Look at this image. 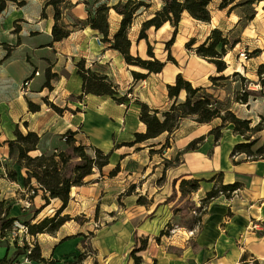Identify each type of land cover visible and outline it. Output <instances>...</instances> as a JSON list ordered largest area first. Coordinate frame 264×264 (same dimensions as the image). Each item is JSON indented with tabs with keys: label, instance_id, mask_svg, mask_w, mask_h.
Segmentation results:
<instances>
[{
	"label": "crops",
	"instance_id": "crops-1",
	"mask_svg": "<svg viewBox=\"0 0 264 264\" xmlns=\"http://www.w3.org/2000/svg\"><path fill=\"white\" fill-rule=\"evenodd\" d=\"M17 1H23V4L19 9L13 10L12 3L16 2L9 1L8 7L4 11L6 12L9 9V15H11V20L9 22L11 24V26H9V47H11V52L9 56H7L8 51L6 49V52L2 53L0 56V158L4 163L9 160V145L7 140L11 139L9 138L10 127L13 134L16 128H19L23 132H26L27 130L36 131L42 138V134L49 131H55L61 136V134L69 129L79 130L81 134H87L86 136L89 137L88 143H92L102 149H104V144L102 142L110 139L112 141V146L108 151L113 149V154L110 163L105 166L104 169L113 164L111 162L112 158L120 151V160L117 162L120 163V171L110 178H107V175H102L101 173L100 177H96V172L87 176L85 184L73 187L70 202L74 196L73 191L77 189V191L81 192L83 196H88V194H90L89 196L98 199V201H101L108 208L111 207L109 212H117V214H120L119 209H112H114L115 199H117L119 194L125 191V185L123 182L125 177L121 181L114 180L115 177H118L119 174L123 172L125 164L135 158L137 152H141L143 156H146L147 158L144 159L143 164H141V169L145 173L143 175V180L146 179L144 181L146 183L149 180V177L154 174L152 170L150 171L148 163L153 160L156 153H151V149H156V146L158 145L161 146V144H158L159 142H155V139H158L160 136L146 142L137 143L134 146L121 145L122 143L131 140L118 141L113 139L114 134L118 135L119 133L124 135L125 131L129 128L135 130V132H144L146 130V125L140 120L138 115L137 122L142 123L144 129L137 130L136 123L133 127H129L130 120L127 118L128 116L123 118L124 113L121 115L123 107H125V109L129 107L127 104L129 101L124 104H119L108 95L101 96L89 93L84 94L82 98H79L85 100V102H88L87 98H89L91 102H94L95 104L98 103V111L96 113H91V115H98L101 111L103 112L102 115H105L107 120V113L113 111L112 104L105 100L104 103H101L98 100L103 97H110L118 107L116 112L118 117L114 121H108L115 124L120 123L121 129L119 131L114 130L109 136L101 137L95 133L96 128L94 126H89L87 124V120H85L86 122L82 118L78 120L79 111L74 112L71 115L72 118H68L65 108L62 106L63 104L58 102V100L73 91H79V96L83 94V79L78 74L77 63L81 59H84L87 67L95 72L108 76V78L117 86L119 92L127 85L129 90H135V94L137 95L135 96V101L136 99H142L141 101L148 103L150 107L159 109L160 111L168 109L174 101V98L172 99L168 94V84H173L171 81L173 79L176 80V76L179 72H181L186 79L190 80L194 86H204L207 91H215L217 95L214 94V96L218 99H222L225 93L230 97V93L227 92L225 87H217L213 85V88H211L209 78L210 76L216 75L213 73V68L209 69V72L203 71L201 75L196 76L188 69L178 67L174 76L168 81L163 82V80L158 78L157 75L164 72L167 65L166 63L162 72L151 73L145 79L136 80L132 71H142L141 68L128 64L119 51L111 48L110 42L101 41L102 35L97 30L92 29L89 25H81L80 29H73V22L70 19L72 14L78 15L83 21L88 18L87 8L85 9V7H83V5L87 6L86 0H70L64 8L62 20L68 25L71 33L67 38L60 41L53 40L52 28L54 25V9L52 6L45 7L47 0H35L36 2L32 5H29L27 0ZM233 4L227 8L219 9L221 12L224 10L227 11V19L223 22V26H219L218 28L222 31H224L223 27H227L228 30L237 27L242 28L241 35L238 36L239 41L234 47H232L233 50H236L242 42L251 44V49H259L261 51L263 58L260 63L264 64V0L249 5L253 9L250 14L252 17L247 20V23L243 27L241 24L243 17L240 13H237L239 7L242 6H237L230 11V7ZM26 5L29 6L28 9ZM44 8L46 11V17L42 16ZM113 12L119 17L114 29L110 21ZM233 17H236L237 19L233 20ZM121 18L122 16L114 9L110 10L109 22L111 36L118 29ZM13 23H19L21 26L13 30ZM88 33L94 35L95 38H90L87 35ZM131 40V52L134 55L139 54L142 56L139 52H133L134 40L132 38ZM142 40L139 41L137 37L136 44H140ZM19 50H22V52L17 54ZM70 60H74V62L69 64ZM209 63L215 66V64L211 62ZM62 67L66 69L68 67L70 68V75L67 79L65 77V79L68 83L72 81L74 86V89L72 90L71 88L73 87H71L70 84L69 88H67V86L63 87V85H59L61 82L60 76L63 77L61 71L64 68ZM229 67L230 65L228 64L227 69H229ZM36 70H39V75H33ZM218 73L219 72H217V74ZM58 74L60 75L59 77ZM257 75L259 76L258 72ZM30 77L31 83L35 86L42 84V87L38 91L34 88L31 93L40 95L43 100L47 101L51 99L52 95L54 96L53 98L58 96L54 100L57 104L54 102L53 104L64 109L62 114L57 112V116L48 113L47 116L51 118V121L42 133L40 132L38 125H34V122L42 118V113L44 112L43 106L40 102H35L36 98L29 93L25 95L21 93L23 82ZM152 78H158L157 80H159V84L153 89L156 90L155 92L160 90V96L152 94L149 98L143 97L136 87L140 82L153 81ZM160 84L161 87H159ZM128 87H125V89ZM29 101L40 104L41 109L36 112L31 111L29 108ZM64 103H66V100ZM250 106L256 116L264 114V93L255 100L253 99ZM85 114L88 115V112ZM76 116L77 118L73 119V117ZM88 116H86V118ZM247 117L254 119L255 115L251 114ZM22 123L25 125L23 128ZM87 127L93 131L92 133L95 136L101 138V144L90 140L89 134L83 130ZM180 128L177 130H180ZM206 134L198 132H183L182 136H185V138H182L179 144L176 145V143H173L172 146L165 149L163 157L171 159L172 156H176L179 151L183 150L192 139ZM176 140L178 141V138H176ZM239 141L241 140L237 135L233 133L230 136L228 133L225 134L224 131V136L219 144L214 143V137L209 135L207 136L205 143L199 149L185 152L183 154L184 158L181 160L182 163L177 166L175 172L172 170V182L162 186L157 185L156 188L149 190L148 198L150 202L147 205L149 209H147L145 203H138L141 192L129 195V197H131L129 200L130 205L128 209L123 210V214H127L128 217L120 220L115 218L112 223L108 222L109 224L106 227L98 229L95 232L96 238L100 231L104 229L109 230L104 235L107 240V243H105L104 246L96 244V241L94 242L99 256L96 264H134V259L131 257L130 252L135 246H137V239H147L146 248L138 252V255L143 257V264H247L249 262L248 259L243 260L245 254H247V256L251 254L254 256L253 258L255 260H258V258L264 259V158L249 160L246 154H240L234 158L231 157L230 153L232 148ZM151 144L157 145L152 146ZM126 147L131 149L124 150L127 149ZM37 152L41 151L38 150ZM124 160L126 161L125 164L123 162ZM116 165L111 166V170ZM3 168L4 172L0 173V179L7 180L5 167L3 166ZM137 170L138 167L129 170L125 176L132 177L137 173ZM169 170L170 169L168 168L164 169L163 175H165V173L167 175L170 174ZM219 171L224 172L225 183L240 182L242 184L241 188L235 191L230 198L221 195L210 202L202 217L201 228L200 226H198V228L184 227L186 229L185 232H180V230L177 229L170 236L164 235V226L167 225L169 221L173 220V211L170 207L175 203V200L169 199L173 193V180L175 178L182 179L184 177L210 179ZM104 178H107V180ZM181 179H179V181H181ZM13 182L17 183V181ZM19 182L21 183L20 180ZM19 185L21 187L19 186V188H16V195H22L25 192L23 188L24 183L23 186L21 184ZM213 185L214 182L202 181L201 188L197 193L194 192L193 195L196 193V195H201L200 199H203L206 196L207 191H209ZM147 191V189L142 190V192L146 193ZM81 194H78V196ZM28 196L29 194L26 193L24 194V197L18 198V196H15L14 199L13 197H9L8 199L7 197H3V194H0V200L5 199L7 203L11 205V215L17 217H19L20 213L29 212V209L32 208V206L35 210L40 209L41 211L38 213L40 214L45 208L52 204V201H60L59 199H53L49 205L42 208L45 203L43 198L41 199L44 203L37 205L40 195L35 196L33 199H29ZM192 198L194 199L195 197ZM68 206L66 208H68ZM152 206L153 209L156 208L157 211L155 212L154 218L150 220L148 214L153 210L150 209ZM58 208H56L53 213H55ZM143 208L146 210L143 211ZM140 212L142 213V217L137 218L136 214ZM170 213H172V215ZM32 221L34 222L35 219ZM259 221L261 222L259 223L261 228H263L261 230L255 229L252 226L253 222L258 223ZM222 225L224 226V229L220 227ZM65 226L66 223H64L54 235H51L55 238L53 242L48 238H44L45 246L50 248V251L48 250L47 254L42 250V256L44 258L58 259L60 261L70 259L69 256H61L59 259L56 256V249L64 242H61L64 237L72 236L71 239H74L75 235L85 234V232L83 230H79L76 234L66 232L64 229ZM44 234L47 233H39L37 236L25 235L23 237H25V240L30 244L34 239L35 241H41L40 237ZM9 241L11 244H7V246L12 244L20 246L18 241L17 243H15V241ZM3 244L4 242H0V247H2ZM40 245L42 246L41 243ZM80 247L81 241L76 242V249L75 252H73V255L70 256L71 258L77 254Z\"/></svg>",
	"mask_w": 264,
	"mask_h": 264
},
{
	"label": "trees",
	"instance_id": "trees-1",
	"mask_svg": "<svg viewBox=\"0 0 264 264\" xmlns=\"http://www.w3.org/2000/svg\"><path fill=\"white\" fill-rule=\"evenodd\" d=\"M9 1L17 0H0V15L8 7ZM70 0H47L45 7L52 6L54 9V25L52 28V35L54 41H60L67 38L71 30L68 25L62 20L64 8ZM214 0H163L160 9L156 10L152 17L148 18L142 23L138 40L145 39L148 44L147 54L149 58H143L139 54L134 55L131 52L132 40L129 36L130 29L138 16L141 9L150 8L151 4L145 0H92L86 1L88 18L82 21L83 25H89L92 29L97 30L101 35V41L110 42L111 48L119 51L125 61L134 66H138L142 71L133 70L132 74L136 80L145 79L151 73L162 72L166 62L156 57L153 47L148 39V30L154 27L161 28L165 23L170 22L175 28L178 27L182 15L187 12L192 18L202 21L210 22L212 20L211 3ZM263 0H220L218 8L224 9L230 7V11L237 6H249L253 3ZM114 9L122 16L118 29L111 36L109 13ZM46 17L45 8L42 13ZM252 15H250V18ZM176 30L175 33L176 34ZM175 37L168 41V45L174 43ZM238 39L231 43L230 38L224 34L220 28L216 27L208 35L206 40L199 44L195 51L198 56L207 59L209 62L215 64L219 73L224 72L228 68V63L224 60L227 47H234L238 43ZM196 40L192 38L188 42V46L195 44ZM7 56L11 52V47L7 48ZM260 52L255 49V53ZM169 59L176 62L174 57L169 54ZM78 74L83 79V94L93 93L96 95H108L112 97L117 103L124 104L130 100L128 94L119 96L120 92L117 86L106 75H102L87 67L85 60L81 59L77 63ZM258 74L261 81L264 80V64H260ZM235 76H239L246 81L248 78L243 76L241 72L235 71ZM35 75V73L33 74ZM230 75L211 76L210 80L213 85H220V80H226ZM27 78L26 81H30ZM48 83V81H47ZM47 85V84H46ZM185 91L186 97L180 101L179 97ZM168 94L174 101L171 106L163 111L154 109L146 102L136 99V103L141 106L139 118L146 125L144 132H135V138L131 141L122 143L121 145L134 146L137 143L146 142L148 140L157 138L164 133L169 135L174 133L185 119H193L194 121L203 123H212L216 119L221 122L212 127L206 135L191 140L183 150L179 151L176 158L178 159L187 151L197 150L204 143L207 136L212 135L216 144H219L224 136V130L229 125H233V133L244 137L245 141L238 142L234 145L232 156L246 154L249 160H258L264 158V144L253 149L256 140H251V137L264 129V115L261 120L252 125V120L238 116L230 107L223 108L220 105V99L214 97L207 92L204 86H194L193 83L186 79L180 72L176 76L173 84H168ZM255 90H246L243 93H238L236 100L247 103L250 95L257 96ZM51 106L60 114L64 109L50 103ZM29 108L36 112L41 109L40 104L29 101ZM79 130L69 129L60 136L61 147H55L52 152H37L40 149L41 135L33 130L23 132L16 128L14 131V138L7 140L9 145V156L15 158L19 167L24 170L23 183L29 191V199H33L37 195H41L45 203L42 208L49 205L53 199H59L61 206L55 211L52 216H45L42 219L33 222L37 214L41 211L36 210L31 220H24V224L28 227V233L32 236H37L39 233H50L54 235L60 227L68 220L67 215H62L63 211L69 205L71 199V191L74 186H80L86 183L87 176L95 173L97 170L103 174V169L110 163L113 149L105 151L104 149L83 141L78 138ZM160 150L151 149V153H160L162 150L170 147V136L166 138L165 142H160ZM155 146L157 144H151ZM123 157V156H122ZM0 166H4L7 170V176L13 181L18 179V171L16 169L10 170L7 163H4L0 158ZM121 169L120 163L110 170L109 175H116ZM181 178L173 180V193L169 199H173L178 194L177 182ZM202 181L214 182L213 187L207 191L206 196L202 199L207 206L210 202L221 195L230 198L232 194L239 190L242 186L240 182L225 183L224 172L219 171L215 173L210 179L204 178H182L180 182V191L187 196L197 192L201 188ZM128 192L127 194H131ZM144 198L140 197L138 203L144 204ZM206 208L204 209V213ZM203 213V214H204ZM20 218L11 215V205L5 199L0 200V242L5 238L9 239V233L14 229L15 222ZM20 222V221H19ZM72 238L66 236L61 242ZM17 243L18 238H16ZM25 247L29 249L28 257L38 262L49 264H80L84 260L85 252L76 255L74 260L65 259L60 261L58 259H46L42 256V248L36 240L32 247L25 238ZM142 244L135 246L130 255L134 259V264H143V257L138 255V252L144 250L147 246V239H141ZM247 254L243 256L246 260Z\"/></svg>",
	"mask_w": 264,
	"mask_h": 264
},
{
	"label": "rangeland",
	"instance_id": "rangeland-1",
	"mask_svg": "<svg viewBox=\"0 0 264 264\" xmlns=\"http://www.w3.org/2000/svg\"><path fill=\"white\" fill-rule=\"evenodd\" d=\"M86 1H92V0H86ZM146 2L150 3L151 6L150 8H142L141 11L139 12L138 16L136 17L132 28L130 29L129 36L134 40V49L133 52H139L143 58H149L147 54V48L148 44L145 39H143L140 44H136V38L139 35L142 23L147 20L148 18L152 17L154 12L158 9L161 8L163 4V0H145ZM220 0H214L210 8L212 10V20L210 22H202L198 21L194 18H192L188 13H184L182 15V19L179 22V25L177 28L174 27L170 22L165 23L161 28L155 29L152 27L151 29L148 30V39L150 41L151 46L153 47V50L155 52V55L157 58H159L162 61H165L167 63L164 72L160 75H157L158 78L164 81H168L170 78H172L177 70V68H185L188 69L190 72L194 73V75H201L203 71L209 72V69L213 68V73L216 74L215 76H220V75H230V78L220 80L219 84L217 87H225L227 92L230 93V97H228L225 93L223 95L222 99H220V105L223 108L230 107L238 116L242 118H248L247 116L254 114L255 118L251 119L252 120V125L254 126L261 120V116L264 114H259V116H256L255 112L251 110V102H253V99L255 100L257 97L263 95L264 93V80L261 81L260 76L257 75L258 68L260 66V61L263 58L261 51L255 53L253 55V52L255 49H251L252 46L251 44L244 43L242 42L236 50H233L231 46L227 47V52L225 53L224 60L226 63L230 65L229 69L225 70L223 73H218L217 74V69L214 65L210 64L209 61L205 58H202L198 56V54L195 51V48L203 43L208 35L212 32V30L216 27L223 26V22L227 19V11H219L218 8V2ZM23 2V1H22ZM35 0H27V3L29 5H32L35 3ZM23 4V3H22ZM21 4V5H22ZM20 4L18 3H12V9L16 10L19 9ZM27 6V5H26ZM29 6H27L28 9ZM85 9L87 6L83 5ZM253 11L252 7L250 6H242L239 7L237 10V13H240V15L243 17L242 21V27L247 23V20L250 19V14ZM71 21L73 22V29H80L82 24L83 19H80L78 15L72 14L70 16ZM236 17H233V20H236ZM11 20V15H9V9L8 11L4 12L0 16V56L2 53L6 52L5 50L9 46V26L11 24L9 23ZM19 20V19H18ZM17 20V21H18ZM119 20V17L113 12L110 21L112 24V27H116V24ZM21 26L19 23H13V30L15 28H18ZM224 28V34H226L230 40L231 43L238 39V36L241 35V29L240 27H237L232 30H228L227 27ZM176 30V34L175 33ZM90 38H95L94 35H91L90 33L87 34ZM175 37L174 43L172 45H168V41ZM194 38L196 40L195 44L188 46V42ZM22 50H19L17 54L21 53ZM169 54H171L176 62L172 61L169 59ZM246 54V55H245ZM260 55V56H259ZM77 60V59H76ZM3 61V60H2ZM74 60H70L69 64H72ZM64 68V67H62ZM255 69V70H254ZM235 71H239L242 73L243 76H246L248 80L244 81L242 80L239 76H235L233 73ZM35 75H39L40 72L39 70H36ZM180 73V72H179ZM61 77L58 74V77L60 76L61 82L59 85H63V87L67 86L69 88V84L71 87V90L74 89V86L72 84V81L70 83L67 82V78L70 75V68L68 67L67 69L64 68L61 71ZM66 77V79H65ZM211 77V76H210ZM157 78V79H158ZM153 81L151 80L150 82H140L139 85L136 87L138 92L146 98H149L152 94H156L160 96V90L158 92H155L156 90L153 89L155 86L159 84V80L156 78H152ZM210 79V78H209ZM73 80V79H72ZM55 81V80H54ZM171 82H175L173 79ZM65 84V85H64ZM209 84H211V88H213V83L211 80H209ZM42 84L35 86L34 84L31 83V80L29 81V84L24 86L22 84L21 86V93L22 94H30L31 96L36 98L35 102H40V104L43 106L44 112L42 113V118H40L38 121L34 122V125H38L40 128V132L42 133L49 125V122L51 121V118L48 117V113L56 114L57 111L51 106L50 103H56L53 98L54 96H51V99L49 101L43 100V98L40 95L33 94L31 91H33L34 88H36V91H38L42 86ZM163 86V85H162ZM125 87H128L127 85L124 86V89L120 90L119 96H122L124 94H128V97L130 98L128 104V108L125 109L123 107L122 113H124V117L128 116L129 120L133 119L136 124L137 130H142L144 129V126L142 123L137 122V118L139 115V112L141 110V106L136 103L135 101V96H137L135 93V90H129V87L125 89ZM152 87V88H151ZM161 87V84L159 85ZM48 90V89H47ZM213 90V89H212ZM246 90H255L258 94L257 96L255 95H250L248 97V102L243 103L240 101L236 100L237 94L243 93ZM211 95L214 96L216 92H211L207 91ZM79 91H73L72 93L64 96L63 98L59 99L58 102H61L63 104L62 106L65 108L66 114L68 115V118L71 117V115L74 112L79 111L78 114V120L82 118L84 121L86 120V116L90 115L91 113H96L98 111V103L95 104L94 102H91L89 98H87L88 102H85V100H82L79 98ZM217 95V94H216ZM186 97L185 91L182 92V94L179 97V100L182 101ZM216 97V96H214ZM140 98V97H139ZM217 98V97H216ZM141 99V98H140ZM66 100V103L64 101ZM107 101L108 103L112 104L113 111H109L107 113V120L109 121H114L118 116H117V110L118 107L116 106L115 102H113L110 97H103L99 99V102H105ZM142 100V99H141ZM57 104V103H56ZM55 104V105H56ZM60 104V103H59ZM129 111V112H128ZM88 112V115L85 113ZM72 118V117H71ZM77 118L73 117V119ZM86 122V121H85ZM221 122L220 119H216L212 123H203L200 124L193 119H186L184 120L181 125H180V130H176L172 134L164 133L161 135L158 139H155V142H165L167 136H170V145L172 146L173 143L176 145L181 142L182 138H185L183 135V132H198V133H203L206 134L212 127L216 126ZM22 128L25 126L22 123ZM229 128V129H228ZM85 130L89 136L90 140L101 144V138L95 136L90 130L89 127H87ZM225 134L228 133L230 136L233 134V125H229L225 130ZM135 130L132 129H127L124 133V135H121L118 133V135H113V139L115 140H133L135 136L133 135ZM87 134L85 133H80L78 135L79 138H81L83 141L88 142L89 137L86 136ZM236 135V134H235ZM43 138L40 143V149L39 151H45V152H52L55 147H61V142H60V135L56 133L55 131H49L47 133L42 134ZM241 141H245L244 137L241 135H237ZM9 138H14L13 131H11V127L9 129ZM178 138V141L176 140ZM193 140V139H192ZM251 140H256V144L253 146V149H257L261 145L264 144V129L256 132L252 137ZM239 141V142H241ZM221 142V141H220ZM215 143V141H214ZM105 151H108L109 149L104 146ZM128 150L131 149L129 147H126ZM161 146H156V150H160ZM234 148V146H233ZM232 148V150H233ZM167 149V148H166ZM120 152V151H119ZM119 152H117L112 160L114 163L104 169L103 174L107 175V178H110L111 175H109V172L111 170V166H114L117 164L118 160H120V155ZM165 152V149L162 150L160 153H155L154 158L151 162H149L150 166V171L154 174H152L149 177V180L145 183L143 180V175L145 174L143 170L141 169V164H143V160L147 159L146 156H143L141 152H137V156L130 161L126 163L124 160V168L123 172L119 174L118 177H115L114 180H123L124 178V185H125V191L121 194L118 195L117 199H115V205L114 209L116 210L119 209L120 214H117V212H109L111 207H107L104 205L101 201H98V199H94L92 196H83L81 192L77 191L75 189L73 191L74 196L72 197V201L70 202V205L68 208H66L62 215H67L68 220L65 222L66 226L64 229L66 232H72L75 233L78 232L79 230H83L85 234H79L75 235L74 239H67L65 240L59 247L56 249V256L60 259L61 256H69L70 260H74L75 256L80 254L81 252H85V257L84 260L80 262V264H96L98 262L99 256H98V250L94 245V242L96 241V244H99L101 246H104L105 243H107V240L105 239V233H107L109 230H102L98 234V236L95 238V232L98 229L106 227L110 222L112 223L115 218L117 220L120 219H125L128 217V215L123 214V210L128 209L130 205V199L128 192H132L130 195H133L134 193H140V197L144 198L143 202H145V205L147 206L149 204V190H152L157 187V185L162 186L167 183H171V178L173 175V172L176 171L177 166H179L182 163V158H184V155H181L178 159L176 156H172L171 159H168L166 157H163V153ZM232 154V151L231 153ZM231 157H233L231 155ZM235 157V156H234ZM233 157V158H234ZM7 163V166L10 170L16 169L18 171V179L17 183L13 182L11 178L7 176V180H2L0 179V194H3V197H14L18 196V198L24 197V194L29 191L27 190L26 187L23 186V177H24V170L19 167L16 163L15 158H10L9 160L5 161ZM138 167L137 173L134 174L132 177H127L125 176L127 171L133 170ZM140 167V168H139ZM157 167V168H156ZM170 169L169 172L170 174L163 175L164 169ZM172 170H174L172 172ZM149 171V172H150ZM4 172L3 166L0 167V173ZM5 173H7V170L5 169ZM162 173V175H161ZM96 177H100V172L97 170L96 171ZM102 174V175H103ZM149 176V175H148ZM107 178H104L107 180ZM126 179V180H125ZM21 181V183L19 182ZM134 181V182H133ZM91 182V181H90ZM180 182H177V187H178V196L174 197L173 199L175 200V203L172 204L170 209L173 211V220L169 221L167 225L164 226V231L163 234L166 236H170L175 230H180V232H185L186 229L184 227H197L200 226L202 227V217L204 213V209L206 208L207 210V205L203 203V200L200 199L201 195H196V193L193 195H183L182 192L180 191ZM19 184H21L24 188V193L16 195V188H19ZM21 187V186H20ZM147 189L146 192H142V190ZM235 193V192H234ZM78 194H81L78 196ZM163 195V194H162ZM139 197V198H140ZM165 197V196H163ZM192 197H195L194 199ZM42 196L40 195L37 201V205L43 204L44 201L41 199ZM148 198V199H147ZM228 198V197H226ZM172 200V201H174ZM166 203V202H165ZM60 201H52V204L45 208L40 214H38L35 218V221H38L42 219L44 216H52L54 213V210L60 206ZM162 204V203H161ZM147 209L148 206H147ZM151 210L153 209V206L150 208ZM146 209L143 208V211ZM35 208H30L29 212L26 213H20L19 218L20 222L24 223V220H31L35 213ZM157 209H153L150 211L151 213L148 214V217H150V220L154 218L155 212ZM142 213L136 214L137 218H141ZM172 215V213H170ZM34 221V222H35ZM127 221V220H126ZM261 221V220H260ZM258 223H261V222ZM257 223L253 222L252 226ZM225 225V224H224ZM179 226V227H178ZM222 229H224V226H220ZM219 227V228H220ZM220 228V229H221ZM254 228V227H253ZM263 229V228H261ZM260 229V230H261ZM52 234L47 233L44 234L40 237L41 241H38L39 244L41 243L42 250L45 254L48 253V250L50 251V248H47L45 246V241L44 238H48L49 240H55ZM25 234L23 232H20L18 238V243L20 246H15V244H12L10 246H7V244H11L9 239L5 238L2 243V247H0V264H47L44 262H38L36 260H32L28 257L29 254V249L25 247V241L23 237ZM96 240H95V239ZM139 238V237H137ZM13 241V240H11ZM81 241V247L77 251V254L73 256L72 258L70 257L73 255V252H75L76 249V242ZM137 246L142 244V241L137 239ZM35 239L30 242L31 246L33 247L35 245ZM56 257V258H57ZM251 254H249L246 258L248 259L247 264H264V259H259L255 260ZM257 259V258H256ZM49 264V263H48Z\"/></svg>",
	"mask_w": 264,
	"mask_h": 264
},
{
	"label": "bare ground",
	"instance_id": "bare-ground-1",
	"mask_svg": "<svg viewBox=\"0 0 264 264\" xmlns=\"http://www.w3.org/2000/svg\"><path fill=\"white\" fill-rule=\"evenodd\" d=\"M187 13V12H185ZM93 96V95H92ZM98 115H91L86 118L87 124L90 126H94L96 128V134L101 137H107L109 136L114 130L119 131L121 129L120 123H111L108 120H106L105 115H102L103 112H99ZM136 122L131 119L129 122V127H133V125ZM104 146H106L108 149L112 146V141L110 139L104 140L102 142ZM112 163H114L113 160H111Z\"/></svg>",
	"mask_w": 264,
	"mask_h": 264
},
{
	"label": "built area",
	"instance_id": "built-area-1",
	"mask_svg": "<svg viewBox=\"0 0 264 264\" xmlns=\"http://www.w3.org/2000/svg\"><path fill=\"white\" fill-rule=\"evenodd\" d=\"M246 55V54H245ZM29 84V81H24L23 82V85L26 86ZM253 227L255 229H261V226L259 223H255L253 225ZM20 232H23L26 236H30V234L28 233V227L24 224V223H21L19 221H16L15 222V227L14 229L9 233V237L11 240H15L17 237H19V234Z\"/></svg>",
	"mask_w": 264,
	"mask_h": 264
}]
</instances>
